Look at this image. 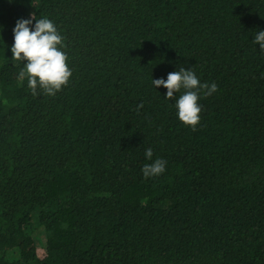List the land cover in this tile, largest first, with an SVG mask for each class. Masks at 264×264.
I'll list each match as a JSON object with an SVG mask.
<instances>
[{"label": "trees", "instance_id": "16d2710c", "mask_svg": "<svg viewBox=\"0 0 264 264\" xmlns=\"http://www.w3.org/2000/svg\"><path fill=\"white\" fill-rule=\"evenodd\" d=\"M32 13L64 37L55 96L12 60ZM257 31L264 0H0V264H264ZM180 68L218 86L195 131L152 84Z\"/></svg>", "mask_w": 264, "mask_h": 264}, {"label": "clouds", "instance_id": "9594fccd", "mask_svg": "<svg viewBox=\"0 0 264 264\" xmlns=\"http://www.w3.org/2000/svg\"><path fill=\"white\" fill-rule=\"evenodd\" d=\"M11 2V0H9ZM35 21L34 28L32 27ZM14 43L11 46L12 60L24 62L19 73L22 79H27L28 87L33 95L40 89L45 95L55 96L67 86L72 76L68 66V56L64 48V37L58 31L55 23L49 18L37 19L35 13L28 19H19L13 29ZM254 43L259 44L264 51V31H257ZM155 88L163 86L167 89L166 97L171 100L174 94L181 93L176 100L175 108L179 121L186 127L196 130L200 123L202 108L199 104L201 94L211 96L218 90L215 82L201 83L194 70L180 68L170 72L167 79H152ZM146 158L151 161L153 150L145 151ZM166 170V161L155 159L153 163L145 164L142 173L145 179L159 176Z\"/></svg>", "mask_w": 264, "mask_h": 264}]
</instances>
